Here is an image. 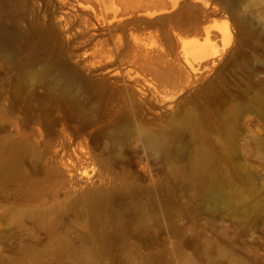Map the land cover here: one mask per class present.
I'll return each mask as SVG.
<instances>
[{"label":"rangeland","instance_id":"374dc122","mask_svg":"<svg viewBox=\"0 0 264 264\" xmlns=\"http://www.w3.org/2000/svg\"><path fill=\"white\" fill-rule=\"evenodd\" d=\"M232 1L255 35H240L215 0L124 1L135 13H162L130 28L140 45L166 49L162 30L185 8L202 31L232 34L230 49L203 66L191 55L186 63L181 48L220 51L203 33L172 34L182 70L138 53L161 92L191 81L184 92L162 93L173 98L168 110L142 104L128 128L88 127L71 140L60 135L68 128L47 134L17 113L0 114V161L16 157L0 176V264H264V8L245 13L258 0ZM0 13L10 27L22 13L21 24L33 14L85 18L80 28L101 33L83 51L110 35L89 14L101 13L89 0H0ZM0 54L9 59L2 45ZM11 67L0 77V109L11 103L1 89ZM36 73L24 82L40 80ZM43 78L60 83L55 72Z\"/></svg>","mask_w":264,"mask_h":264},{"label":"bare ground","instance_id":"6f19581e","mask_svg":"<svg viewBox=\"0 0 264 264\" xmlns=\"http://www.w3.org/2000/svg\"><path fill=\"white\" fill-rule=\"evenodd\" d=\"M124 1L89 0L92 6L101 12L89 14L93 15L98 25H107L108 33L110 32L108 38L94 44V50L91 52L83 49L91 41H95L101 32L97 29L98 33L89 34L88 29L80 28L82 23L87 22L85 18L72 20L62 16L58 18L59 15L46 17L33 14L27 24H21V21H25V13H22L10 27L6 26L0 13V45L10 52L9 59H4L0 54V77L3 71H7L9 62L12 65L10 76L1 84L5 99H10L11 103L8 107L1 108L0 114L4 117L17 113L22 116L25 125L40 124L47 134L52 133L56 125L62 130L68 128L70 132L67 138L64 137L65 132L60 134L64 140L81 136L82 131L88 127L102 129L111 126L117 131L124 130L129 126L131 115L142 114V104L149 107L153 102H157L161 110H168L167 103L172 102L173 98H167L162 93L168 94L169 91L170 94L176 95L191 85V81L181 79L173 89L164 88L161 92L159 88L162 86L153 74L140 66L142 59L138 57L139 52L147 59L157 58L166 65L182 70L180 59L175 58L172 37L175 30L187 34L203 33L208 43L221 42L220 51L214 50L208 44L181 46L184 61L189 65L188 55L195 57L203 66L230 49L232 34L229 31L221 32L219 38L209 30L202 31L197 13H185L189 8H185V12L174 13L169 19L171 25L163 28L161 34L167 44L166 49L140 45L139 38L129 33L130 28L143 17L152 18L162 13H135L133 9L125 7ZM215 1L219 3L222 11L230 14L240 35L257 33L247 29L248 26L243 17L238 16L232 0ZM113 2H118L120 8L114 13H109L107 4ZM258 5L264 8V0L246 4L244 12L251 13L252 7ZM176 35L178 37L179 34ZM130 47L133 52H130ZM129 56L128 68L119 69L117 64L121 65ZM38 66L41 68L36 73ZM52 72L60 77L58 86L43 78V74ZM30 73H36L40 80L27 85L23 78ZM133 102H138V105H132ZM150 141L156 147L160 143L157 136L150 137ZM15 164L16 157L1 159L0 176L14 170Z\"/></svg>","mask_w":264,"mask_h":264}]
</instances>
